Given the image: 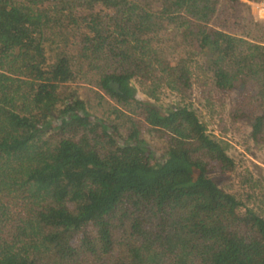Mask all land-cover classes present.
<instances>
[{
	"label": "trees",
	"instance_id": "1",
	"mask_svg": "<svg viewBox=\"0 0 264 264\" xmlns=\"http://www.w3.org/2000/svg\"><path fill=\"white\" fill-rule=\"evenodd\" d=\"M244 1L264 2L0 0V264H264V215L220 185L235 161L188 102L204 55L264 144V22Z\"/></svg>",
	"mask_w": 264,
	"mask_h": 264
},
{
	"label": "rangeland",
	"instance_id": "2",
	"mask_svg": "<svg viewBox=\"0 0 264 264\" xmlns=\"http://www.w3.org/2000/svg\"><path fill=\"white\" fill-rule=\"evenodd\" d=\"M250 6L249 14L263 21L254 10L253 2L244 1ZM180 55V53H179ZM207 58L204 55L193 58L190 63L193 85L189 91L188 102L193 105L208 132L223 142L228 155L235 161V170L220 176V185L236 194L250 208L264 215V144H256L251 138V128L243 121L234 122L231 113L237 100V91L222 92L211 84V74H207ZM141 99L149 100L164 109L178 105L179 96L169 89H161L155 99L142 90L139 83L132 81ZM81 86V96L90 103V112L102 116L107 109L97 107L100 90L86 85Z\"/></svg>",
	"mask_w": 264,
	"mask_h": 264
},
{
	"label": "built area",
	"instance_id": "3",
	"mask_svg": "<svg viewBox=\"0 0 264 264\" xmlns=\"http://www.w3.org/2000/svg\"><path fill=\"white\" fill-rule=\"evenodd\" d=\"M254 10L260 18H264V2L255 3Z\"/></svg>",
	"mask_w": 264,
	"mask_h": 264
},
{
	"label": "water",
	"instance_id": "4",
	"mask_svg": "<svg viewBox=\"0 0 264 264\" xmlns=\"http://www.w3.org/2000/svg\"><path fill=\"white\" fill-rule=\"evenodd\" d=\"M115 88H118V86L117 85H113Z\"/></svg>",
	"mask_w": 264,
	"mask_h": 264
}]
</instances>
